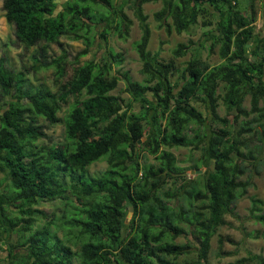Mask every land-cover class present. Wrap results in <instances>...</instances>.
I'll use <instances>...</instances> for the list:
<instances>
[{"label": "trees", "instance_id": "16d2710c", "mask_svg": "<svg viewBox=\"0 0 264 264\" xmlns=\"http://www.w3.org/2000/svg\"><path fill=\"white\" fill-rule=\"evenodd\" d=\"M157 1L158 28L180 34L199 26L220 62L211 65L195 50L181 64L191 39L177 43L167 60L161 47L150 51L142 6ZM125 7L140 30L133 43L139 82L113 73L124 57L108 37H129ZM3 11L17 45L33 48L19 70L0 58V171L12 193L0 194L3 264H177L192 249V264H209L211 239L227 216H237L234 203L253 175L264 179V37L255 29L254 0H3ZM262 18L264 25V9ZM63 34L84 44L77 64L96 37L104 42V55L73 68L64 83L68 52L47 50ZM48 70L55 92L30 78ZM120 81L128 98L112 93ZM70 97L64 141L37 143L47 138L39 119L59 123ZM180 147L199 152L192 168L202 166L201 175L191 179L167 150ZM99 160L107 168L87 175ZM56 200L73 212L57 223L53 211L40 224L45 214L36 206ZM261 205L250 199L248 219L264 224ZM246 236L264 239V231ZM254 263L264 257L248 253L226 264Z\"/></svg>", "mask_w": 264, "mask_h": 264}, {"label": "rangeland", "instance_id": "374dc122", "mask_svg": "<svg viewBox=\"0 0 264 264\" xmlns=\"http://www.w3.org/2000/svg\"><path fill=\"white\" fill-rule=\"evenodd\" d=\"M239 5L242 4L243 0H238ZM263 3L264 0H254V8L257 12V20L255 22V29L260 33V36L264 37V25H263ZM143 11L148 15L147 22L151 28V37L148 45L150 51H155L161 47V57L165 60L171 57V50L175 47L177 43L187 42L191 39L194 42V47L191 51L183 58L179 59V62L187 61L189 58L195 54V50H199V56L211 65H215L220 62L219 56L216 52L209 53L208 47L211 43L210 40L206 41L202 38V30L199 26H193L187 31H183L177 34L172 31L167 34L164 29L158 28L157 22L153 18V14L162 8V3L160 1L145 3L143 4ZM125 13L129 19L132 20V25L129 29V37L126 40L119 39L116 35L111 34L108 37V45L114 52L122 53L124 60L119 66L113 65V73L117 74V71L128 72L129 76L134 81H142L143 76L139 73L141 63L138 56L134 50L133 43L139 39L140 30L138 28V22L133 16L132 10L125 7ZM104 46V42L99 37H96L94 46L91 47V51L82 58L79 59V63L73 61L74 56L84 48L82 41H76L70 38V35L63 34L58 43H52L47 48L48 53L52 56H58L62 50L68 52V64L66 66L67 74L64 77L62 83L71 78L73 74V68L84 62L91 60L93 58H100L104 55V48H100L99 44ZM33 52V48L28 50L23 47H19L15 42L14 27L8 24L4 17L3 11V0H0V58L5 57L7 65L15 70H19L22 65H29V56ZM71 62V63H70ZM70 63V64H69ZM31 81L35 85H44L50 88L53 92L57 91V86L53 82V72L52 70L42 71L36 75L30 76ZM115 95H120L121 97L128 98V94L124 91V82L120 81L118 87L112 91ZM73 97H70L67 104H64L58 113L61 121L56 124H50L44 119H39V123L44 126L45 133L47 134L46 139H39L37 143L43 146H49L51 143H61L64 141L65 135V124L64 119L70 105L73 103ZM248 107V100L245 102ZM219 114L224 116V111L222 106L219 109ZM172 152L175 157L179 160V165L186 168L188 176L192 179L203 173L204 168L202 166L197 169L192 168L195 160L198 158L199 152L192 150L190 148H171L167 149ZM150 160L152 158L149 157ZM107 168V163L105 160H99L87 168V175L96 176L101 171ZM4 174L0 171V194L5 193L7 195H12V193L4 190L5 185L3 184ZM245 178V177H243ZM253 186L250 187L246 194L237 200L233 207L236 217L227 216V224L221 226L214 237L211 239L210 252H209V264H226L228 262L235 261L240 257L246 256L248 253L260 254L264 257V239H252L246 236V233L261 230L264 231V224L256 223L249 218L250 209V199L252 197L260 200L262 202L261 208L264 212V179L262 175H253L251 179ZM9 191V190H8ZM70 202V201H69ZM39 210L43 211L45 216L39 220L40 224L48 219L47 217L51 212L56 213V222L59 223L64 220L65 217L69 216L73 211L70 204H65V202L48 201L41 203L36 206ZM129 214L127 221L130 220L132 212L128 211ZM14 235V234H13ZM16 236L12 237L15 240ZM223 238V243L221 248H219L218 240ZM228 238L232 242L228 241ZM190 239L193 238L190 237ZM179 241H184L183 238H179ZM229 252V254H226ZM6 255L5 245L2 244V249H0V264H3L4 256ZM195 260V251L180 256L176 259L177 264H192ZM255 264V263H254Z\"/></svg>", "mask_w": 264, "mask_h": 264}, {"label": "water", "instance_id": "95a60500", "mask_svg": "<svg viewBox=\"0 0 264 264\" xmlns=\"http://www.w3.org/2000/svg\"><path fill=\"white\" fill-rule=\"evenodd\" d=\"M145 134H147V132L145 133ZM144 139V138H143ZM132 209H130V211H131ZM128 216H129V214L127 215V218H128Z\"/></svg>", "mask_w": 264, "mask_h": 264}]
</instances>
